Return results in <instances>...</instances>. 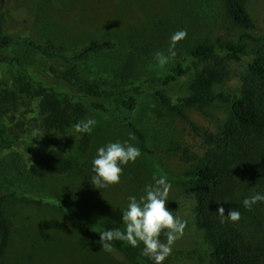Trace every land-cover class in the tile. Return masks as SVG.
Returning <instances> with one entry per match:
<instances>
[{
    "label": "rangeland",
    "instance_id": "obj_1",
    "mask_svg": "<svg viewBox=\"0 0 264 264\" xmlns=\"http://www.w3.org/2000/svg\"><path fill=\"white\" fill-rule=\"evenodd\" d=\"M242 3L253 21V30L233 26L220 0H0V33L14 39L0 52V94L8 87L18 91L20 83L35 86L39 82L70 96L80 94L77 86L60 83L51 74L50 63L19 41L23 38L47 43L67 56L92 43L112 42L117 45L115 50L96 52L80 65L79 78L94 83L104 93L135 85L146 90L137 109L127 116L133 128L120 115L106 116L89 109L81 120L97 122L89 133V148L80 152L78 134L70 129L68 157L72 168L61 176L46 172L36 162L48 149L41 143L36 105L23 98L18 110L0 115V130L11 137L9 143L0 139V195L14 194L4 206L11 224L4 264H130L113 248L105 251L102 246L88 245L80 235L75 213L94 230H124L122 211L128 197L144 195L154 176L167 178L171 184L168 208L187 222L183 236L163 264H209L201 249L202 233L193 224L194 199L184 187V173L191 163L182 160L183 149L201 156L205 145L185 120L159 105L147 89L182 61L195 41L215 42L219 38L236 42L243 35L264 39V0ZM179 30L187 35L176 44L172 56L170 38ZM254 45L249 42L248 54L229 63L233 73L245 70ZM157 52L168 57L165 64L159 63ZM190 64L191 74L168 90L173 96L186 94L192 74L202 66ZM238 84L232 78L214 90L232 91ZM229 112L222 103L185 109L192 123L210 132L222 126ZM130 133L134 140H129ZM118 141L138 147L141 155L134 163L122 165L120 183L96 189L90 179L97 150ZM137 248L142 254L143 246Z\"/></svg>",
    "mask_w": 264,
    "mask_h": 264
},
{
    "label": "trees",
    "instance_id": "obj_2",
    "mask_svg": "<svg viewBox=\"0 0 264 264\" xmlns=\"http://www.w3.org/2000/svg\"><path fill=\"white\" fill-rule=\"evenodd\" d=\"M220 3L233 26L243 31L254 29L242 0H220ZM19 41L50 63L51 74L60 83L77 86L80 94L70 96L40 82L35 86L20 83L18 91L8 87L0 94V115L18 110L23 98L34 103L41 118L37 126L43 134L41 143L48 148L36 162L50 174L65 175L72 168L67 133L73 125L80 122L89 109L106 116L120 115L129 124L127 116L137 109L146 90L135 85L104 93L94 83L79 78L80 65L96 52L115 50L117 45L112 42L92 43L67 56L47 43L29 38ZM13 42L11 36L0 33V52ZM249 42L255 44L250 50L252 59L243 72L233 73L229 63L240 61L248 54ZM191 61L202 63L201 68L192 74L186 94L173 96L168 90L191 74ZM232 78L239 83L235 90H214L215 86H223ZM147 90L159 105L185 120L205 145L201 156L182 150V160L191 163L184 173V187L194 199L193 224L202 233L204 258L209 264H264V202H257L251 210L243 206L245 198L255 193L264 195V39L243 35L236 42L219 38L215 42L195 41L188 47L186 57ZM217 103L227 105L230 112L216 132L200 129L185 114V109H202ZM5 132L0 130V139L9 143L11 137ZM134 132L140 136L137 130ZM77 134V148L84 153L89 148L90 135ZM10 196L14 194L0 195V264H4L11 238V224L4 215V206ZM219 207L225 209V215L231 209L238 210L241 219L235 223H221L217 213ZM75 216L85 242L101 246L99 233L103 231L90 228L78 212ZM164 238L161 234L160 239ZM112 248L130 264H151L137 247L125 241H112Z\"/></svg>",
    "mask_w": 264,
    "mask_h": 264
},
{
    "label": "clouds",
    "instance_id": "obj_3",
    "mask_svg": "<svg viewBox=\"0 0 264 264\" xmlns=\"http://www.w3.org/2000/svg\"><path fill=\"white\" fill-rule=\"evenodd\" d=\"M186 31L179 30L171 36L169 52L175 55L176 44L186 38ZM156 58L161 65L167 62L168 57L157 52ZM94 119L80 121L73 125L76 133H91L96 125ZM135 136L129 134V140ZM140 149L128 141L111 142L97 150V155L92 161L90 182L96 189H104L110 185L120 183L123 174L122 165L135 162L140 157ZM154 183L145 186V194L139 199L135 196L128 197L127 207L122 211V223L124 230L119 228L105 230L101 233L99 243L102 250L112 251V241H125L132 247L143 244L142 254L154 261V264H163V261L171 255L172 246L180 239L187 226L186 221L173 215L169 210L167 200L171 184L165 176L153 177ZM257 202H264V195L255 193L243 200L245 209L251 210ZM220 222H238L241 214L236 209H231L225 215V209L219 207L217 211ZM161 234L166 237V242H161Z\"/></svg>",
    "mask_w": 264,
    "mask_h": 264
}]
</instances>
